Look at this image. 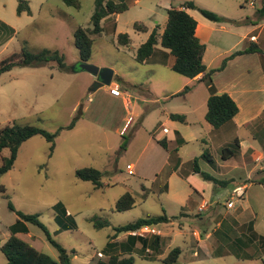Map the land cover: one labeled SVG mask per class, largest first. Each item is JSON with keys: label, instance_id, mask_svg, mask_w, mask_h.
Listing matches in <instances>:
<instances>
[{"label": "rangeland", "instance_id": "rangeland-1", "mask_svg": "<svg viewBox=\"0 0 264 264\" xmlns=\"http://www.w3.org/2000/svg\"><path fill=\"white\" fill-rule=\"evenodd\" d=\"M22 1L27 2L29 13H17L18 0H0V62L22 51L33 54L43 50L58 51L63 55L65 65L76 70L63 72L52 62L35 68L14 67L1 74L0 129L12 125L34 126L48 133H55L76 119L73 129L60 131L54 138L52 150L51 144L41 136H34L22 143L12 168L0 175L1 243L8 239L9 226L18 219L15 211L38 215L50 237L67 251L71 264H91L97 260H107L109 254H121L113 249L114 245L109 246L115 239H112L114 227L139 218L165 214L171 221L154 227L157 232L155 235L161 233L159 253L150 249L141 253L137 249L138 253L123 254L122 257H130L132 264H163L161 259L174 248H179L181 253L174 264H264V220L261 218V213L264 212V185L251 184L249 181L255 182L252 180L256 178V174L248 181L250 177L242 167L234 171L233 167L238 168L241 159L239 162L236 158L223 162L217 151L218 144L209 141L210 126L204 119V97L209 95L205 83L192 87L185 83L187 78L167 70L165 66L153 67L138 64L134 60L137 48L147 40L150 32L154 28L159 33L163 31L168 9H178L184 2L192 1L200 8L231 21L249 18L261 24L264 20L257 11L262 9L264 1L126 0V11L101 21V33L90 36L93 44L87 64L99 69L114 70L113 81L124 78L131 82L128 86L117 81L124 90L133 92L140 98L141 101L134 105L142 111L139 113L141 117L132 118L135 125L144 118L145 129L144 132L137 133L130 146V135L123 136L117 132L122 111L105 98L103 90L108 86L98 88L95 93L85 92L89 73L79 69L81 62L73 34L79 27H91L89 20L94 0H78L79 9L68 7L59 0ZM188 11L193 16L200 17L197 11ZM134 23L143 25L146 32L135 31ZM210 23L213 30L206 32L209 39L205 45L203 63L209 69H215L231 53L246 45L248 39L246 44L238 43L240 39L237 35L243 30L234 28L230 23ZM2 24L12 30L1 28ZM121 33L127 34L130 39L127 47L117 45V35ZM231 46H235V51H227ZM212 80L220 92L228 90L231 83L239 84L236 101L241 108V116L247 120L264 105V82L258 55L229 60L221 72L212 75ZM161 82L167 83V92L173 94L166 100L161 99V92L164 90ZM93 83L90 84L91 88ZM186 86L190 92L188 90L179 95ZM157 98L159 99L155 102ZM77 102L80 106L76 107ZM87 105L90 110L85 112L83 107ZM163 111L166 114L184 115L191 123L188 126L176 124L187 139L179 151L181 175L169 176L168 166L161 172L158 181L150 177L144 179L129 175L131 172L127 173L126 164H134L139 146L146 143L148 135L152 134L151 130L155 128L158 132L162 127H169L165 123ZM255 123L261 128L264 119L254 120L250 126L240 127L236 132L243 141V149L250 147L256 153L260 150L258 141L250 133L251 126ZM260 138L264 146V131ZM204 151H207L210 160L217 163L220 171L204 157H200ZM259 153L254 158L255 163H262L264 160V149ZM8 154V150L3 149L0 161L8 157ZM195 158L198 159L201 171L220 180L234 178V183H228V188L225 189L208 184L197 174L199 181L207 184V187L209 185L205 199L208 204L213 203L212 207L215 208L205 225L190 219L201 199L194 194L190 195L189 185L181 177L189 172L194 173ZM85 168L108 174L101 178V188H95L90 181H83L75 176L76 171ZM257 175L264 178L260 177L259 172ZM164 183L169 184L170 189L160 193ZM237 185L247 187L243 197L231 193ZM227 191L230 194L225 199ZM125 193H130L135 198V206L127 212H116L115 204ZM231 196L234 208L227 210L226 203ZM9 204L14 211L9 209ZM57 204H60L68 216L64 217L56 210ZM186 204L187 207H193L191 211L185 207ZM249 206L257 216V233L246 230L247 219L244 217L250 213ZM238 208L246 212L242 219L236 218ZM209 211L207 207L202 216ZM184 212L189 215H184ZM59 216L68 224L69 229H61L56 219ZM198 216L201 213L196 217ZM93 217L107 222V225L95 228L93 222L89 221ZM217 222L221 223L220 227L216 226ZM25 226L27 233H18L16 236L57 260L58 253L47 241L44 232L31 224ZM202 230L211 235L206 241L209 247L208 258L200 256L201 253L197 257L192 255L197 247L200 248L193 232L201 235L202 240ZM136 235L144 238L154 236L151 232L144 233L141 230ZM121 236L123 234H118L116 238ZM98 254L102 256L98 257ZM5 263L6 258L0 252V264Z\"/></svg>", "mask_w": 264, "mask_h": 264}, {"label": "trees", "instance_id": "trees-1", "mask_svg": "<svg viewBox=\"0 0 264 264\" xmlns=\"http://www.w3.org/2000/svg\"><path fill=\"white\" fill-rule=\"evenodd\" d=\"M59 1L68 7H72L74 9L80 8L78 0ZM127 8L128 6L126 4V0H94V9L89 20L91 27H79L73 34L74 45L78 50L80 62L86 63L91 56L93 40L90 36L99 35L101 33V21L108 16L120 14L126 11ZM186 10H195L204 19L214 23H230L233 26H240L245 23L244 21H231L211 11L200 8L192 1H187L181 5L180 9L171 8L166 10L167 21L165 28L161 33H159L156 28L150 32L147 40L137 48L134 60L138 64L147 62L153 56L155 48L158 46L161 49L168 51V54H165V57H167V55L173 57V64L171 67L173 72L189 80L200 75V81L205 83L209 92L204 119L211 127L219 128L233 119V117L238 113V106L227 93H216L212 82V75L214 73L221 72L227 62L236 57L248 54H258L261 60H264V51L260 50L254 43H251L244 50L231 53L221 62L220 67L207 69L203 63L205 46L200 43L199 39L195 35L197 23L195 19L186 12ZM23 11H26L27 13L30 12L28 4L25 1L18 0L17 13L20 14ZM257 13L260 18H264V6L262 9L258 10ZM1 28L7 30L9 27L2 24ZM133 28L137 32H146V28L138 23H134ZM129 44L130 39L127 34L121 33L117 35L118 46L127 47ZM52 62H55L59 70L63 72H74V70H76L75 68L71 69L65 65L64 57L58 51L50 52L48 50H43L37 54L22 51L20 54H14L0 62V75L10 71L14 67L35 68ZM263 62L262 66L264 68ZM188 90L189 88L187 86L184 87L183 91L179 93V95L188 92ZM169 118L172 121L180 123L184 122L183 115L170 114ZM75 119L76 118H74L67 126L59 128V130L55 133H48L34 126L12 125L1 128L0 153L3 149H7L9 154L8 157H4L0 161V175L12 168L18 149L22 143L34 136H41L51 144L50 149L52 150L54 138L60 131L73 129ZM177 143L181 144L182 140L177 139ZM159 144L165 148L164 141H159ZM219 154L222 161L237 158L239 154V141L234 139L231 143L223 146L219 150ZM200 157H204L208 163H213L212 160L209 159L207 151H204ZM197 162L198 159L195 158L193 160V172L198 174L202 180L212 183L214 187H225L229 183L226 180H217L208 173L201 171ZM259 173L264 174V170ZM107 175V173H103L93 168L81 169L75 173V176L78 179L90 181L95 188L102 187L101 178ZM258 184L264 185V178L260 179ZM8 206L10 210L14 211L11 204ZM134 206L135 198L130 193H125L116 202L115 211L127 212L132 210ZM55 208L60 214H62V216H68L63 211L60 204H57ZM15 213L18 219L13 225L9 226L10 235L8 239L4 243H1L0 241V252H2L6 258L5 264H71V259L67 251L50 237L46 227L38 219V215L24 214L19 211H15ZM60 217L61 216L56 217V219L61 229H69L68 224H66L65 221H62ZM89 221L93 222L95 228H102L107 225V222L100 221L94 217ZM170 221L171 220L165 214H162L159 216L139 218L125 225L114 227V235L112 239L116 238L118 234L128 233L125 242L120 244L111 242L109 244V246L114 245L113 249L117 252L119 251L121 254H109L107 260H97L91 264H132V259L130 257H122V255L132 253L136 242H139L141 245V253L146 249H150L154 251V253L158 254L160 250L159 236L154 235L151 239H146L138 235H133L132 233L138 232L144 227L154 228L158 224H167ZM25 224L37 226L44 232L47 241L56 249L58 253L57 260H54L50 256L38 251L33 246L16 236L18 233H27ZM179 255L180 249L174 248L165 258L161 259V261L163 264H174Z\"/></svg>", "mask_w": 264, "mask_h": 264}, {"label": "crops", "instance_id": "crops-1", "mask_svg": "<svg viewBox=\"0 0 264 264\" xmlns=\"http://www.w3.org/2000/svg\"><path fill=\"white\" fill-rule=\"evenodd\" d=\"M263 1L264 0H262V2ZM178 9H180V8H178ZM254 9H256V8L254 7ZM186 11L189 13L190 16H192L195 19V21L197 23V26L195 29V35L199 39L200 43H202L205 46L208 39H209V37L206 36L207 35L206 32H207V30H210V29L213 30L212 23H210V21L204 19L201 15H200V17H195L188 10H186ZM117 15L118 14L111 15V16H117ZM105 19H103V20H105ZM262 19L264 20V18H262ZM243 21L245 22L243 25H240V26H233L232 25V26L234 28L236 27V28H240L243 30V32L240 33V35H242V36H240L239 34L237 35V37L240 39V40H238V43L242 42V44H246L245 41L247 39H248V43L246 45H244L240 50H236V51L244 50L251 43H254L260 50L264 51V21H262V22L260 21L261 24H258L257 22H255L253 20L251 21L249 18L238 20V22H243ZM232 35H234V34H232ZM235 49H236L235 46H231L227 51L233 52V51H235ZM205 50H206V47H205ZM165 54H168V51L160 50L159 47L157 46L155 48L153 56L147 62H145L143 64L153 66V67L165 66V68H167V70L172 71L171 67L173 64V57L170 55H167V57H165ZM248 55H258V54H248ZM244 56H246V55H244ZM207 69H209V68L207 67ZM260 69H261L262 79L264 82V68L262 66L261 58H260ZM112 72H113L112 80H111V84L109 86L118 87V89L120 91V96L119 97L112 96L109 92L110 87H108L107 89H104L103 93H104L105 98L108 101H110L112 104H114V106L117 105L118 107H120V109L122 111V115L119 119L117 132L119 133V135H123V136L126 134L130 135V138H131L130 143H129V146H130L133 143L134 139L136 138L137 133H140L142 131L144 132V129H145L144 128V126H145L144 118H142V120L137 125H135V120L132 118V117H134V118L135 117L136 118L141 117L139 113L142 111H139V107H136L134 105V104L140 102L141 100L137 95H134L133 92H128V91L124 90L119 85L120 83H123L125 85L130 86L131 82L125 80L124 78H117L116 82H114L113 77H114L115 72H114V70ZM200 77L201 76L198 75L191 80L188 79V81L185 83L192 86V87L198 83L204 84V82L200 81ZM93 81H95V78L89 74V82L87 83V85L85 87V92L95 93L98 90V88H93V86H92V88L90 87V84L93 83ZM117 81H121V82L119 83ZM212 82H213V80H212ZM161 86L164 88L163 92H161V93H163L161 96L162 97L161 99L166 100L173 95L172 93L167 92V83L161 82ZM238 87H239L238 83L237 84L231 83L228 90H221V92H220L215 87V91L217 94L227 93L234 100V102L237 104L235 95H237V88ZM206 88H207V86H206ZM189 92H190V90H189ZM208 96L209 95L204 97V102H203V104L205 106V112L204 113H206V102H207ZM158 99L159 98H157L155 100V102H157ZM89 100L90 99H88V101ZM75 106L76 107L80 106L79 102H77ZM237 106H238V113L233 117V119L230 122L225 123L224 125L220 126L219 128H213L205 121L206 124H208L210 126V127H208L209 141L211 143L216 142L218 144L217 145L218 146L217 151H219L223 146L231 143L234 139H237L239 141V154H238V157L236 158V160H238V162H239L241 159V161L239 162V165H238L239 167L238 168L233 167V170L236 171V170L240 169V167H242L244 171H247V173L250 177L248 179V181L251 179V176L253 174L254 175L256 174L255 175L256 178H254V180H252L255 182H251V181H249V182L251 184L261 185V184H258V182L261 178H259L257 173L264 170V160L262 161V163H258V162L255 163L254 158H257V156L260 154L259 151H262L264 149V146H263V144L261 142V138H260V136L262 135V132L264 131V124H263V127L261 126V128H259L257 126V123H255L251 126L250 133L252 134V137L254 138V140L256 139L258 141V146H259L258 149H260L256 153H255V150L251 149L250 147L243 149V141L237 136L236 130H238V128H240V127H245V126L249 125L254 120L264 119V116H263L264 105L260 106V108H258L256 110L255 114L253 116H251L250 118H248L249 120H247L246 118L241 116V108L238 104H237ZM83 110L85 112L86 111L88 112L90 110V106L87 105V106L83 107ZM164 111H167V110H164ZM164 111H163V114L166 118L165 123H166V125L168 124L169 127H167V128L162 127V129L158 132L156 131L155 128H153L151 130L152 134L148 135V139H147L146 143L143 146L142 145L139 146L140 147L138 149L139 154L135 158L134 164H126L127 173L131 172L130 174L128 173L129 175H131V176L137 175L138 177L144 178V179H148V177H150L152 179L154 178L155 181H158V179L160 178L159 176H160L161 172L163 170H165L167 166L170 168L169 176H173L175 174L181 175V159L179 156V151L186 144L187 139L183 136L181 130L179 129V127H177L176 124L188 126L191 123L188 121L187 118H185L184 115H183L184 116V122L183 123H180L177 121H172L169 118V115L175 114V113L166 114V113H164ZM163 129H166L167 132L166 133L162 132ZM177 139H181L182 143L181 144L177 143ZM222 139H223V141H226V140L227 141L223 142ZM159 141H164L165 148L159 144ZM261 147H263V148H261ZM263 159H264V157H263ZM246 160L248 161L247 163H246ZM212 162L213 163H210V165L215 167L218 171H220V169H219L220 167L217 165V163H215V161H213V160H212ZM223 162H225V161H223ZM127 167H129V168H127ZM260 174H261L260 177L264 176L263 173H260ZM209 175H211V174H209ZM196 176H197V174L189 172V173L185 174V176H181V177H183L185 182L189 185L190 195L194 194L201 199L199 206L196 208L195 213L192 214L190 219L196 220V221L198 220L199 221L198 224L205 225L209 221L208 217H210V215L214 212L215 208L212 207L213 203L208 204L206 202V199H205L206 194L209 191V185L207 187V184H204L201 181H199L196 178ZM212 177L217 179L214 176H212ZM233 179L234 178L222 179V180H226L229 183L230 182L234 183ZM217 180H220V179L218 178ZM207 183L209 184L210 182H207ZM222 188L227 189L228 186L226 185L225 187H222ZM169 189H170L169 184L167 185L166 183H164L162 185V187L160 188V193L168 192ZM240 189H243V193L241 195V197H243V194L246 192V189H247V187L245 185L235 186V188L232 189L231 193L237 194L241 191ZM212 192H213V190H212ZM229 194H230L229 191H227L225 193V199H226V196ZM179 205H180V203H179ZM185 207H187V204L185 205ZM207 207H209L210 211L207 214L202 216V213L204 212V210H206ZM249 207H250V209H249L250 213L248 214V216L244 217V219H247L246 230H250V232L257 233V231H256L257 229L255 228V225L257 224V222H256L257 216L255 213H252L251 206H249ZM192 208L193 207H191V205H189L187 207V209L190 211L192 210ZM233 208H234V206L230 209H233ZM226 209L228 210L229 208L226 207ZM198 213H201V216L196 217L198 215ZM243 214H246V212L244 213V210H240L239 208L236 210V218L237 219H242L241 217ZM184 215H189V214L185 213ZM236 218H233V220H235ZM261 218H263V220H264V212L261 213ZM216 226L220 227L221 223L217 222ZM152 229L155 230L154 228H152ZM202 232L204 234V239H202V240H200V237L202 238L201 235H198L197 233L193 232V235L198 240L196 242L200 246V248L198 249V247H197L192 255H193V257H197L198 253H199V255L201 253L200 256H203L204 258H208L209 247L207 246L206 241L211 238V235L207 231L202 230ZM122 234H123V236H121V238H119V237L115 238L113 240V242L117 243V244L125 242L124 240H126L128 233H122ZM157 236H159L161 239V233L160 232H159V235H157ZM151 238L152 237H147L146 239H151ZM140 248H141L140 243L136 242L134 247H133L132 252L138 253L137 249H140ZM147 250L148 249H146L145 251H147ZM180 253H181V250H180ZM213 253H215V250L213 251Z\"/></svg>", "mask_w": 264, "mask_h": 264}, {"label": "water", "instance_id": "water-1", "mask_svg": "<svg viewBox=\"0 0 264 264\" xmlns=\"http://www.w3.org/2000/svg\"><path fill=\"white\" fill-rule=\"evenodd\" d=\"M79 69L88 72L95 78L93 88H100L111 84L113 72L110 69H99L98 67L88 65L85 62L80 63Z\"/></svg>", "mask_w": 264, "mask_h": 264}, {"label": "built area", "instance_id": "built-area-1", "mask_svg": "<svg viewBox=\"0 0 264 264\" xmlns=\"http://www.w3.org/2000/svg\"><path fill=\"white\" fill-rule=\"evenodd\" d=\"M108 87H110L109 92H110V94L112 96H115V97H119L120 96V91H119L118 87H112V86H108ZM162 132L166 133L167 131H166V129H163ZM127 168H129V167H127ZM240 190L241 191L239 193H237V194L233 193V194L236 195L237 197H241V195L243 193V189H240ZM231 199H232V196H231L230 200L227 201V203H226V207L229 208V209L234 206V203H233V201ZM141 231L144 232V233H150L151 232L152 235H155L157 233L155 230H153L152 228H149V227H144V228L141 229ZM136 233L137 232L132 233V234L136 235ZM140 235L143 236L142 234H140ZM101 256H102L101 254H98V257H101Z\"/></svg>", "mask_w": 264, "mask_h": 264}]
</instances>
